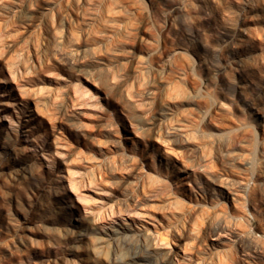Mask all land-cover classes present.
I'll use <instances>...</instances> for the list:
<instances>
[{
	"label": "rangeland",
	"instance_id": "obj_1",
	"mask_svg": "<svg viewBox=\"0 0 264 264\" xmlns=\"http://www.w3.org/2000/svg\"><path fill=\"white\" fill-rule=\"evenodd\" d=\"M174 257L264 264V0H0V264Z\"/></svg>",
	"mask_w": 264,
	"mask_h": 264
},
{
	"label": "bare ground",
	"instance_id": "obj_2",
	"mask_svg": "<svg viewBox=\"0 0 264 264\" xmlns=\"http://www.w3.org/2000/svg\"><path fill=\"white\" fill-rule=\"evenodd\" d=\"M148 238V237H147ZM156 238V237H155ZM146 239V238H145ZM155 241V240H154ZM153 246H154V244H153ZM173 259V261L176 263V264H179L180 263V261L179 260H177V258L176 257H174V258H172ZM181 264V263H180Z\"/></svg>",
	"mask_w": 264,
	"mask_h": 264
}]
</instances>
